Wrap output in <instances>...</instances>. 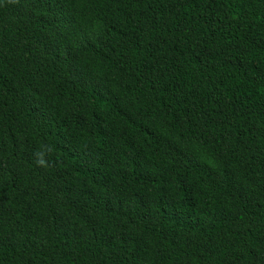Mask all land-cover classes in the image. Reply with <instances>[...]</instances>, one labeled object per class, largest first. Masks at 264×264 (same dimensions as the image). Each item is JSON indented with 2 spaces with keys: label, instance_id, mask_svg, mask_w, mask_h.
Here are the masks:
<instances>
[{
  "label": "trees",
  "instance_id": "16d2710c",
  "mask_svg": "<svg viewBox=\"0 0 264 264\" xmlns=\"http://www.w3.org/2000/svg\"><path fill=\"white\" fill-rule=\"evenodd\" d=\"M0 264H264V0H0Z\"/></svg>",
  "mask_w": 264,
  "mask_h": 264
},
{
  "label": "clouds",
  "instance_id": "9594fccd",
  "mask_svg": "<svg viewBox=\"0 0 264 264\" xmlns=\"http://www.w3.org/2000/svg\"><path fill=\"white\" fill-rule=\"evenodd\" d=\"M37 155L40 156L41 154L38 153ZM37 163L43 165L45 163V161L42 158H40L37 160Z\"/></svg>",
  "mask_w": 264,
  "mask_h": 264
}]
</instances>
